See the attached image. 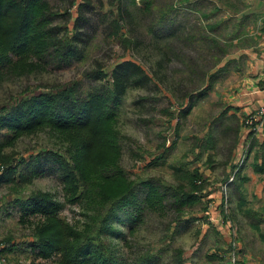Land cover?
<instances>
[{
  "label": "rangeland",
  "instance_id": "1",
  "mask_svg": "<svg viewBox=\"0 0 264 264\" xmlns=\"http://www.w3.org/2000/svg\"><path fill=\"white\" fill-rule=\"evenodd\" d=\"M43 1L48 12L55 15L51 25L59 27V36L76 33L75 42L84 48V59L61 69L49 64L27 76L1 75L0 110L6 111L9 105L31 95L61 90L72 82L79 83V91H87L99 81H89L84 71L98 65L108 76L116 65L133 62L148 81L126 87L121 96L114 126L119 167L129 180L149 177L164 185L176 184L174 167L199 175L194 183L199 186L194 191L199 201L182 209V221L174 222L176 215L170 207L162 212L144 211L131 232L126 218L120 217L121 222H112L113 231L104 241L113 245L124 264L146 254L154 258L150 264H264V189L259 199L252 195L255 180L249 169L248 145L244 144L238 155L234 153L237 128H244L245 118L238 124L231 116L219 114L215 99L220 83H211L205 91L202 89L207 82L198 83L201 73L214 75L216 55L222 54V49L201 42L198 28H193L197 18L187 12V0H133L134 5L130 0ZM85 1L90 2L89 7L81 8V19L74 27L76 7ZM145 5L148 14H142ZM117 6L122 13L127 12L125 26L129 25L127 29L122 26L120 33L135 40L128 48L103 38L105 23L98 24V16L106 20L115 17ZM163 11L170 24L161 27L156 20ZM159 53L168 59L162 61ZM176 89L194 98L181 99L180 93L176 97L171 92ZM182 110L187 114L179 118ZM62 147L49 131H42L2 147L0 157L10 159L12 168L17 166L12 178L18 184L22 164L31 156L41 151L61 152ZM39 170L41 175L19 186L20 194L10 190L11 183H0V248L5 240L15 246L9 253H0V264H59L58 255L41 258L37 249H30L33 229L43 218L28 217L25 224L20 223V211L12 202L18 196L38 191L63 203L58 217L67 225L79 228L84 223V211L80 205L66 202L67 195L54 170L47 164H41ZM210 209L216 213L210 215Z\"/></svg>",
  "mask_w": 264,
  "mask_h": 264
},
{
  "label": "trees",
  "instance_id": "2",
  "mask_svg": "<svg viewBox=\"0 0 264 264\" xmlns=\"http://www.w3.org/2000/svg\"><path fill=\"white\" fill-rule=\"evenodd\" d=\"M186 2L187 12L197 18L193 28H198L201 42L206 46H217L215 40L206 34L211 28L205 23L206 15L199 13L200 4ZM89 3L85 1L76 7L74 27L81 19V8L89 7ZM130 4L134 5L133 0ZM148 6H144L142 14H148ZM54 16L48 12V5L43 0H0V76L8 73L27 76L49 64L54 69H61L84 59V48L75 42L76 33L69 37L59 36V27L51 25ZM98 17V24L105 23L103 38L116 40L125 48L135 44L134 38L127 39L120 33L128 17L119 6L115 17L108 20L103 15ZM166 17V11L161 12L157 25L170 24ZM170 36L176 37L173 33ZM163 53H159L162 61L168 59ZM83 76L91 82H99L87 91H79V83L72 82L61 90L31 95L9 105L6 111L4 108L0 110V149L23 135L42 131H49L63 146L61 152L41 151L29 156L17 175L18 184L13 183L12 178L17 166L12 168L10 159L0 157V183H11L10 190L20 194L19 186L41 175V164H47L57 174L62 191L67 195L66 202L81 206L84 223L79 228L67 225L58 217L63 203L38 191L26 197L18 196L12 202L20 211V223L25 224L28 217L43 218L42 224L33 229L30 249H37L41 258L58 255L59 264H124L114 252L113 245L104 241L113 231L112 222H121L120 217H124L132 232L144 211L162 212L166 207L175 212L174 222L182 221V209L199 201L194 195V191L199 190L194 184L199 175L197 171L174 167L175 185H164L149 177L129 180L118 164L120 149L114 129L116 113L126 87L148 81V77L139 66L129 61L116 65L108 76L98 65L84 71ZM207 77L208 80L212 78L201 73L199 85H204ZM154 78L157 75L154 74ZM210 82L203 91L208 89ZM171 92L176 97L180 93L181 99L194 98L178 89ZM187 105L192 103L188 101ZM186 114L187 111L182 110L178 116L181 118ZM256 157L260 159L257 171L261 172L264 168V142ZM2 243L0 253L14 250L15 246L10 245L9 240ZM153 259L146 254L131 264H150Z\"/></svg>",
  "mask_w": 264,
  "mask_h": 264
},
{
  "label": "crops",
  "instance_id": "3",
  "mask_svg": "<svg viewBox=\"0 0 264 264\" xmlns=\"http://www.w3.org/2000/svg\"><path fill=\"white\" fill-rule=\"evenodd\" d=\"M188 2L200 4L199 13L206 15L205 23L211 28L206 34L222 49V54L216 55L214 75L210 77L211 80H206L221 84L215 99L220 108L219 114L231 116L239 124L264 104V0ZM237 129L239 139L234 153L238 155L242 146L248 145L249 169L256 176L252 177L255 180L252 195L259 199L264 189V168L261 172L257 171L260 159L256 154L264 142V121L252 132L244 128ZM209 213L214 215L216 211L210 209ZM212 221L216 222L214 219ZM217 226L216 229L219 228Z\"/></svg>",
  "mask_w": 264,
  "mask_h": 264
},
{
  "label": "built area",
  "instance_id": "4",
  "mask_svg": "<svg viewBox=\"0 0 264 264\" xmlns=\"http://www.w3.org/2000/svg\"><path fill=\"white\" fill-rule=\"evenodd\" d=\"M263 91H264V85H263ZM263 121H264V104L258 107L252 115H248L245 117L243 121V127L252 132L254 131L255 127L259 126Z\"/></svg>",
  "mask_w": 264,
  "mask_h": 264
}]
</instances>
